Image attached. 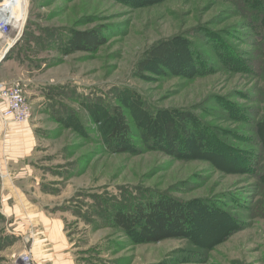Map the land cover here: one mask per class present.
Wrapping results in <instances>:
<instances>
[{
    "label": "rangeland",
    "instance_id": "1",
    "mask_svg": "<svg viewBox=\"0 0 264 264\" xmlns=\"http://www.w3.org/2000/svg\"><path fill=\"white\" fill-rule=\"evenodd\" d=\"M26 4L0 35V84L32 109L0 120V264H264V0ZM75 32L98 47L72 50ZM184 116L193 133L170 138ZM173 202L191 211L181 235L116 225Z\"/></svg>",
    "mask_w": 264,
    "mask_h": 264
},
{
    "label": "trees",
    "instance_id": "2",
    "mask_svg": "<svg viewBox=\"0 0 264 264\" xmlns=\"http://www.w3.org/2000/svg\"><path fill=\"white\" fill-rule=\"evenodd\" d=\"M99 45L98 38L88 33H74L72 38V50H86V47L96 49ZM175 51V47L171 42L163 44L161 47L155 48L150 52V59L164 61ZM149 61V60H148ZM148 61L144 62L142 68ZM183 132L186 135L192 134V126L188 122L187 116L177 125H168V134L173 138L176 133ZM130 133V126L121 109L116 108L115 121L113 129L110 133V140L115 141L116 145L123 143ZM191 211L186 210L177 203L172 204H155L138 209V213L129 216L117 214L115 216L116 225L126 230H133L134 227L141 223L144 229L141 232L142 237L148 242L161 241L166 238H172L183 234L182 230L185 224L190 220ZM176 230H172L171 228Z\"/></svg>",
    "mask_w": 264,
    "mask_h": 264
},
{
    "label": "built area",
    "instance_id": "3",
    "mask_svg": "<svg viewBox=\"0 0 264 264\" xmlns=\"http://www.w3.org/2000/svg\"><path fill=\"white\" fill-rule=\"evenodd\" d=\"M16 0H0V35L7 36L15 27L22 26L27 14L26 8L22 9L25 13V18L22 19L21 13L16 11ZM19 2V5H18ZM17 8L21 9L22 2L17 0ZM5 7V8H4ZM16 9V8H15ZM19 15V16H17ZM32 117V109L27 100L26 93L20 83L0 84V120L4 126L11 123L20 124L28 122ZM30 260L33 262L31 263ZM20 261V264H34V260L27 255H18L14 258V262Z\"/></svg>",
    "mask_w": 264,
    "mask_h": 264
},
{
    "label": "bare ground",
    "instance_id": "4",
    "mask_svg": "<svg viewBox=\"0 0 264 264\" xmlns=\"http://www.w3.org/2000/svg\"><path fill=\"white\" fill-rule=\"evenodd\" d=\"M21 2H22V5H21V7H23V8H21V9H19V8H17V6L19 5V2H18V5H17V0L15 1V8H13V13H15L16 11H18L19 13H21V15L20 16H22V19H24L25 18V13H24V10H22V9H25L26 8V6H25V4H26V0H21ZM5 8V7H4ZM17 16H19V15H17ZM23 25V24H22ZM21 27V26H20ZM21 32V31H20ZM7 40H9V42L7 43V45H6V47H5V49H4V53H6L5 51H8V49L11 47V45H12V40L13 39H11V38H8ZM30 262L31 263H33L31 260H30ZM21 262L20 261H18V262H13L12 264H20Z\"/></svg>",
    "mask_w": 264,
    "mask_h": 264
},
{
    "label": "crops",
    "instance_id": "5",
    "mask_svg": "<svg viewBox=\"0 0 264 264\" xmlns=\"http://www.w3.org/2000/svg\"><path fill=\"white\" fill-rule=\"evenodd\" d=\"M62 257H59L58 259H61ZM63 259H65V258H63ZM46 264H49V263H46Z\"/></svg>",
    "mask_w": 264,
    "mask_h": 264
}]
</instances>
